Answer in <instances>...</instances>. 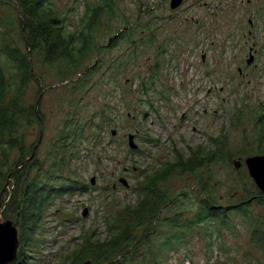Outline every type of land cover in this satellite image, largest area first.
<instances>
[{"label": "rangeland", "instance_id": "obj_1", "mask_svg": "<svg viewBox=\"0 0 264 264\" xmlns=\"http://www.w3.org/2000/svg\"><path fill=\"white\" fill-rule=\"evenodd\" d=\"M85 1L91 5L99 0H54L66 30L78 32L82 27ZM112 1V9L96 20L94 48L78 67L91 70L85 83L65 88L55 70L40 63L43 52L34 54L44 71L42 92L39 95L34 87L26 98L35 103L41 121L25 131L21 149L13 152L15 167L0 184V221L10 220L19 239L11 264H83L72 262L83 233L106 238L105 216L135 202L141 177L197 146L202 149L197 152L202 164L196 174L166 178L171 202L162 206L153 227L147 223L136 230L146 235L139 255L147 254L146 247L162 253L161 242L174 229L169 219L188 220L201 198L214 197L224 207L246 202L245 211L230 212L227 226L210 220L190 225L176 249L163 250L161 262L264 264V191L244 163L248 156L264 154V45H254L257 53L250 64L246 62L250 45H242L246 27L241 28L250 10L247 13L246 4L238 6L235 0L229 1L235 7L225 1L217 6L216 2L195 6L192 0L176 5L170 0ZM12 2L0 1V46L6 32L15 33V15L22 19ZM238 23L242 25L236 33ZM122 31V37L113 41ZM232 32L236 45L227 39ZM5 61L12 72L14 63L0 48V63ZM101 118L105 124L100 128ZM65 124L77 125V137L68 139L67 148L57 154L65 152L63 161L55 164L56 140ZM130 133L136 149L128 147ZM215 136L224 153L207 161L201 157L214 150ZM227 152L230 156L224 157ZM233 159L241 161L238 168ZM22 171L28 178L38 174V180L47 179L54 189L73 181L87 189L54 192L39 224L22 236V218L10 204L12 193L17 202L24 197L15 189ZM84 207L86 216L81 215ZM115 261L109 258L99 264Z\"/></svg>", "mask_w": 264, "mask_h": 264}, {"label": "trees", "instance_id": "obj_2", "mask_svg": "<svg viewBox=\"0 0 264 264\" xmlns=\"http://www.w3.org/2000/svg\"><path fill=\"white\" fill-rule=\"evenodd\" d=\"M0 1L12 2L11 0ZM14 1L15 3L12 2V4L18 6L22 19L20 20V17L15 15L18 22L15 33L6 32L0 46L6 59L14 63L12 72L7 69V61L0 63V184L5 180L10 169L15 167V163L11 166L14 160L13 152L21 149L25 131L41 121L35 103L27 101L26 98L34 87H38L39 95L42 92L40 85L44 79V71L40 70L37 55L34 54L37 51L43 52L44 60L40 63L55 70L59 81L65 88L72 89L80 84V81H82L81 84L85 83L90 77L91 70H80L78 69L79 64L86 57L87 52L94 48L93 32L96 20L103 12H108L113 7L112 0H99L91 5L85 1L82 27L75 32V30L65 29L64 19L58 16L54 0ZM124 32L126 33L125 30ZM122 35L123 31L113 41H117L116 39L121 38ZM38 94L35 93L37 96ZM104 124V118H101L98 127L101 128ZM69 127L73 130L68 129ZM76 132V124L63 126L61 138L56 140V151L53 153L55 164L63 161L65 152L57 154L67 148L66 143L69 138L77 137ZM211 141L215 143L214 150L205 151L201 157L207 161L217 159L224 153L223 145H217L216 136ZM198 151H202L201 146H197L188 155L179 154L173 161H165L152 172L143 175L142 181L137 182L134 190L135 202L123 205V208L118 209L113 216H105L107 237L92 239V234L86 230L81 236V242L73 250L72 262L75 260L81 263L90 261V263L99 264L111 258L116 259L115 264H126L129 260H135L133 264H143L141 261L146 264H163L161 262L163 250H169L172 246L176 249L183 242V232L190 225L210 220L218 225L227 226L230 212L243 214L245 211L243 206L246 202L240 201L234 207L227 205L228 208H226L213 201L214 197H203L200 199L199 205L200 203L201 205L197 212L188 220L169 219L168 225H173L174 229L163 238L162 253L154 250L153 247H146L147 254L139 255L140 243L144 242L141 240H145L146 235L143 232V236H140L136 234V230L147 223L153 227V220L158 216L162 206L171 202L170 193L165 187L166 178L185 172L196 174L198 167L202 164L197 157ZM229 156L227 152L224 157ZM38 178H40L38 174L28 178L27 172L22 171L17 176L15 189L21 190L19 194H23L24 197H19L17 202L13 193L10 196L12 209L19 212L21 221H23L20 229L22 236L30 233L39 224L41 213L50 202L52 195L55 194L54 192L87 189L86 185L77 181L67 184V187L59 186L54 189L46 181L47 179L38 180ZM15 191L18 192V190ZM17 205L23 207L20 209ZM146 244L149 246L148 243Z\"/></svg>", "mask_w": 264, "mask_h": 264}, {"label": "water", "instance_id": "obj_3", "mask_svg": "<svg viewBox=\"0 0 264 264\" xmlns=\"http://www.w3.org/2000/svg\"><path fill=\"white\" fill-rule=\"evenodd\" d=\"M181 0H170L171 5L179 4ZM248 64L253 62V55L250 52L246 59ZM115 133V130H112ZM127 144L131 149L137 148V143L134 141V135H127ZM233 165L238 168L241 165L240 160H232ZM248 174L252 177L255 185L259 187L260 191H264V154L251 155L244 159ZM90 182L95 183V177H90ZM123 185H127L126 181L121 179ZM88 208L84 207L81 211L82 216H86ZM18 245L17 229L10 220L0 221V264H9L16 258V249ZM86 261L83 264H89Z\"/></svg>", "mask_w": 264, "mask_h": 264}, {"label": "flooded vegetation", "instance_id": "obj_4", "mask_svg": "<svg viewBox=\"0 0 264 264\" xmlns=\"http://www.w3.org/2000/svg\"><path fill=\"white\" fill-rule=\"evenodd\" d=\"M197 1H199L197 3ZM226 4H231L232 6H236L235 2L230 3V0H192L195 6H198L200 3H204L205 5L209 4L213 6V2H216L215 6L222 4L223 2ZM239 3L238 6L246 4V12L250 10V14L247 18V24L244 25L241 29L246 27L245 33L243 36L244 39L242 45H250L248 47V55L250 52L253 56H256L257 48L254 45H264V0H235ZM242 23H238L234 25L235 32L238 33L240 31L239 26ZM230 40V45H236L238 39H235L233 36V32L230 37L227 38Z\"/></svg>", "mask_w": 264, "mask_h": 264}, {"label": "bare ground", "instance_id": "obj_5", "mask_svg": "<svg viewBox=\"0 0 264 264\" xmlns=\"http://www.w3.org/2000/svg\"><path fill=\"white\" fill-rule=\"evenodd\" d=\"M18 243H19V239H18ZM16 251H17V249H16Z\"/></svg>", "mask_w": 264, "mask_h": 264}]
</instances>
